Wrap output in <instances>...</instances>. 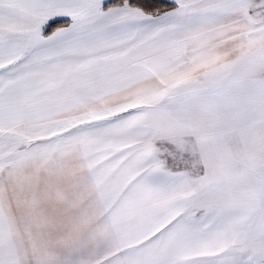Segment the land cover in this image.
<instances>
[{
  "label": "snow or ice",
  "instance_id": "1",
  "mask_svg": "<svg viewBox=\"0 0 264 264\" xmlns=\"http://www.w3.org/2000/svg\"><path fill=\"white\" fill-rule=\"evenodd\" d=\"M0 264H264V0H0Z\"/></svg>",
  "mask_w": 264,
  "mask_h": 264
},
{
  "label": "trees",
  "instance_id": "2",
  "mask_svg": "<svg viewBox=\"0 0 264 264\" xmlns=\"http://www.w3.org/2000/svg\"><path fill=\"white\" fill-rule=\"evenodd\" d=\"M60 23V21L55 22L53 26H57Z\"/></svg>",
  "mask_w": 264,
  "mask_h": 264
}]
</instances>
